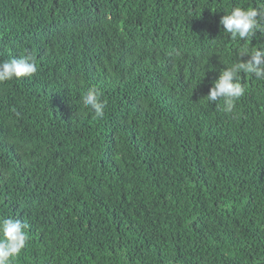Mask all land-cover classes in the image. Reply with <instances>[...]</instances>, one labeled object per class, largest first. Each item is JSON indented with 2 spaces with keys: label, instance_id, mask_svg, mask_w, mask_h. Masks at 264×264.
<instances>
[{
  "label": "trees",
  "instance_id": "1",
  "mask_svg": "<svg viewBox=\"0 0 264 264\" xmlns=\"http://www.w3.org/2000/svg\"><path fill=\"white\" fill-rule=\"evenodd\" d=\"M261 0H0V217L12 264H264V81L205 97L241 48L220 18ZM106 101L94 118L82 96Z\"/></svg>",
  "mask_w": 264,
  "mask_h": 264
},
{
  "label": "clouds",
  "instance_id": "2",
  "mask_svg": "<svg viewBox=\"0 0 264 264\" xmlns=\"http://www.w3.org/2000/svg\"><path fill=\"white\" fill-rule=\"evenodd\" d=\"M223 31L232 39L248 41L257 36L264 38V0L259 7H232L219 21ZM38 71L33 54L25 49L21 57L0 61V83L13 79L31 78ZM241 73H247L257 81H264V46L241 48L238 58L231 66L223 68L212 82L207 95L208 103L223 99L224 111L232 113L236 102L245 95L246 86L241 83ZM84 108L94 113V118L105 115L106 101L95 87H89L82 96ZM28 225L20 219L0 217V264H12L20 255L29 239Z\"/></svg>",
  "mask_w": 264,
  "mask_h": 264
}]
</instances>
